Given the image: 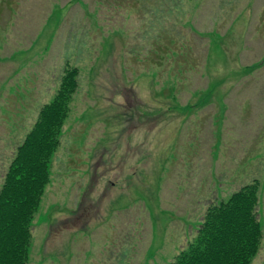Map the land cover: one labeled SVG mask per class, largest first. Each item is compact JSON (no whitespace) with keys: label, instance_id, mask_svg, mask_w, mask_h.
<instances>
[{"label":"rangeland","instance_id":"374dc122","mask_svg":"<svg viewBox=\"0 0 264 264\" xmlns=\"http://www.w3.org/2000/svg\"><path fill=\"white\" fill-rule=\"evenodd\" d=\"M245 43L253 71L237 66L252 61ZM0 60V190L78 72L28 264H171L212 200L247 185L264 232V113L236 120L252 112L239 83L264 91V0H0ZM251 264H264V236Z\"/></svg>","mask_w":264,"mask_h":264},{"label":"trees","instance_id":"16d2710c","mask_svg":"<svg viewBox=\"0 0 264 264\" xmlns=\"http://www.w3.org/2000/svg\"><path fill=\"white\" fill-rule=\"evenodd\" d=\"M78 72L68 70L60 89L18 148L0 190V264H28L32 226L39 213L50 163L60 146L70 103L78 89ZM258 185H247L212 203L197 235L171 264H251L261 249Z\"/></svg>","mask_w":264,"mask_h":264},{"label":"crops","instance_id":"0c3cea01","mask_svg":"<svg viewBox=\"0 0 264 264\" xmlns=\"http://www.w3.org/2000/svg\"><path fill=\"white\" fill-rule=\"evenodd\" d=\"M21 5V1H20V3H18L17 4V6L19 7ZM20 8H21V6H20ZM245 8H250L249 7V5H247ZM16 34H20L18 31H17V33ZM17 38H22V36H18ZM258 41L260 42V41H262L261 40V38L259 37L258 38ZM258 42V43H259ZM263 43V42H262ZM261 43V44H262ZM260 44V45H261ZM259 45V46H260ZM18 49H20V48H18ZM2 50H3V52L5 51V49L4 48H2ZM15 51V53L16 52H19L20 53V50H14ZM239 52H240V50H239ZM238 52V53H239ZM241 53H242V56H240L241 57V59L243 58V53L244 54H248V55H250V57H251V62L250 63H246L245 64V66H243L242 65V62L240 63V65H239V63L237 62V66L239 67V69L241 70H243V69H246V70H252V67H253V64H256L257 63V61H256V58L258 57V52H257V46H255V44H253V43H245V45H244V47L241 49ZM240 53V54H241ZM238 57V56H237ZM5 58V57H4ZM246 58V57H245ZM247 59V58H246ZM7 60V59H6ZM12 61H14V58L12 59ZM258 61H259V59H258ZM3 60H0V63L1 64H3ZM258 67H261V65H259ZM15 69V68H14ZM253 71V70H252ZM13 76H16L15 75V70H13ZM15 83H16V81L14 82V86H15ZM256 83V86H258L259 85V82L258 81H256V77L254 76V79H253V77H251V78H249V79H247L245 82H243V83H239V88H241V89H243V91L246 89V91H247V93L249 94L251 91H252V95H249L250 96V98H251V105H252V112H251V115H250V118H247V117H244L243 116V114H242V112H239L237 115H236V120H238V121H243L244 122V125H245V127L246 126H248V124H250L251 122H253V120H254V118L256 119V117L261 121V122H263V113H264V105H263V103H262V100L264 99V91H262V90H260V92H259V96L258 97H255V95H256V91H255V87H254V84ZM14 86L11 88V90H14ZM3 90V87H0V92ZM228 93V94H227ZM238 94H239V92H237V96L235 97V100L234 101H236L237 103L239 102V101H241L245 96H238ZM229 96H230V91H226V96L224 97V99L221 101V103H223L224 105H227V106H230V100H232L231 98H229ZM209 100H210V102L212 103V101L213 100H217V99H214V96H210V98H208V99H206L205 100V105H207L208 104V102H209ZM217 101H219V100H217ZM197 103V102H196ZM195 103V104H196ZM0 104H3V103H1V101H0ZM192 104V103H191ZM194 115H196V116H198L199 115V113H194ZM2 117H3V115H2ZM2 119H4V118H2ZM264 123V122H263ZM253 135H254V141H253V143H254V145H256V133H253ZM263 142H264V139H263ZM241 189V188H240ZM240 189H237L236 191H238V190H240ZM235 191V192H236ZM234 192V193H235ZM217 200H219V198L217 199ZM217 200H212L213 202L212 203H215Z\"/></svg>","mask_w":264,"mask_h":264}]
</instances>
